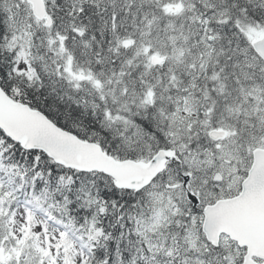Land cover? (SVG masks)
<instances>
[{
  "label": "snow or ice",
  "instance_id": "obj_1",
  "mask_svg": "<svg viewBox=\"0 0 264 264\" xmlns=\"http://www.w3.org/2000/svg\"><path fill=\"white\" fill-rule=\"evenodd\" d=\"M0 264H264V0H0Z\"/></svg>",
  "mask_w": 264,
  "mask_h": 264
}]
</instances>
